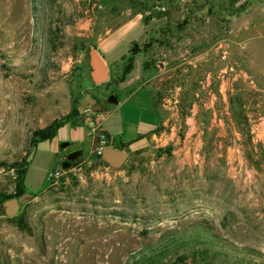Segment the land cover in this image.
I'll return each mask as SVG.
<instances>
[{"label":"rangeland","instance_id":"1","mask_svg":"<svg viewBox=\"0 0 264 264\" xmlns=\"http://www.w3.org/2000/svg\"><path fill=\"white\" fill-rule=\"evenodd\" d=\"M140 13L174 19L165 40L176 52L205 46L212 91L199 116L165 110L157 136L116 167L93 147L66 157L76 136L90 146L70 120L33 146L32 131L92 85L89 46L130 21L138 31ZM146 104L137 93L108 128L127 138ZM25 156L33 196L13 216L0 204V264H264V0H0V190L16 192Z\"/></svg>","mask_w":264,"mask_h":264},{"label":"crops","instance_id":"2","mask_svg":"<svg viewBox=\"0 0 264 264\" xmlns=\"http://www.w3.org/2000/svg\"><path fill=\"white\" fill-rule=\"evenodd\" d=\"M129 20H132V17ZM138 20L140 22L138 31L133 27V21H130L123 31L117 34L109 33L93 44L105 62L108 75L98 83L93 82L90 76L93 83L79 99L78 108L81 119L70 122L87 126L84 131L86 130L89 135L90 146L84 149L83 137L76 136L72 140L76 142L75 149L89 150L94 144L95 131L91 128L83 111L88 105L101 116V125L107 133V145L124 149L128 151V154L144 148L157 136V129L160 123L164 122L165 110L171 109L170 114L177 116H199L200 111L204 109L198 100L206 94H211L212 85L210 84L213 79L212 65L209 57L206 56L205 46L187 45L184 46L185 50L178 49L176 52L175 44L165 40V37L169 36L165 28L168 24L174 23L173 18L165 14L159 16L153 14L149 18H143L140 13ZM138 41L141 42L139 50L142 56L139 70L132 74L134 64L123 76L128 56L133 55V47ZM198 47L203 50L197 52L195 49ZM160 51L163 56L161 60L156 59ZM153 52H156V55H153ZM87 66L89 73L88 59ZM202 80L207 86H199V81ZM105 82L106 86L103 88L102 85ZM93 86H98L99 91L96 94L92 93ZM137 93L140 100L144 97L148 103L144 108L148 116L140 120L133 130H129L127 138L124 136L126 130L121 131L118 136L116 132L108 128L106 123L112 118L118 105H123ZM97 97H100L102 101L94 104ZM170 101L174 103L172 106H168ZM107 105H111L112 108L104 109ZM63 143L56 150L54 161L58 159L62 148L69 147V141Z\"/></svg>","mask_w":264,"mask_h":264},{"label":"trees","instance_id":"3","mask_svg":"<svg viewBox=\"0 0 264 264\" xmlns=\"http://www.w3.org/2000/svg\"><path fill=\"white\" fill-rule=\"evenodd\" d=\"M86 57L88 59V53L87 52H86ZM133 65H134V56L131 54L128 56L127 63H126L124 70H123V76L125 73H127L133 67ZM87 68H88V66H87ZM87 76L90 79L89 73ZM102 83H104V82H102ZM78 102H79V99H77L76 102L73 103L70 111H68L66 114H64L60 117H55L54 119H52L48 124H46L43 127L35 128L32 131V135H31L32 145L35 146L39 140H46V139L52 138L54 136V134L56 133L57 129L59 128V126L63 122H65L66 120L76 122L77 120L81 119V115L79 113V108H78ZM95 141H96V137H94V143H95ZM98 156H99L101 161L105 162L101 158L100 154H98ZM64 162H66V161H62V163H64ZM14 164L17 165V167H16V192L11 193V192H6L4 190H0V204L2 203V201L4 199L11 197V196L19 195L20 193H22L25 190L24 189V175H25V170H26V165H27V156H25L22 161L16 162ZM19 224L23 228L27 227V223L24 219H20ZM207 248H208V246H205L204 250H207ZM160 253L165 254L166 252H164V253L160 252ZM185 257H186V254L184 251L177 253V256H176V258H178V259H183ZM137 264H143V261H139V263H137ZM172 264H175V262Z\"/></svg>","mask_w":264,"mask_h":264},{"label":"water","instance_id":"4","mask_svg":"<svg viewBox=\"0 0 264 264\" xmlns=\"http://www.w3.org/2000/svg\"><path fill=\"white\" fill-rule=\"evenodd\" d=\"M88 63L90 66L89 74L93 82H101L107 77L108 73L105 62L93 45H90L88 48ZM77 151L80 150L78 149ZM100 155L107 164L116 167L126 161L128 151L105 145ZM68 157L70 158L72 155L69 154ZM63 165H66V162H64ZM32 196L33 193L23 191L19 195L4 199L1 203V207L6 215L13 216L18 211L19 206Z\"/></svg>","mask_w":264,"mask_h":264},{"label":"built area","instance_id":"5","mask_svg":"<svg viewBox=\"0 0 264 264\" xmlns=\"http://www.w3.org/2000/svg\"><path fill=\"white\" fill-rule=\"evenodd\" d=\"M83 111L91 128L96 132V141L93 144V149L98 154H101L103 147L107 145V133L101 125V116L95 113L90 105L86 106ZM61 170V168H55L49 171V178L56 179L61 174Z\"/></svg>","mask_w":264,"mask_h":264},{"label":"flooded vegetation","instance_id":"6","mask_svg":"<svg viewBox=\"0 0 264 264\" xmlns=\"http://www.w3.org/2000/svg\"><path fill=\"white\" fill-rule=\"evenodd\" d=\"M101 101H102V99L100 97H97V99L95 100V103L94 104L100 103ZM77 150L78 149H75V148L67 150L66 151V157L69 158L68 157L69 154L72 155V157H70V158H76V157H78L80 151H77Z\"/></svg>","mask_w":264,"mask_h":264}]
</instances>
